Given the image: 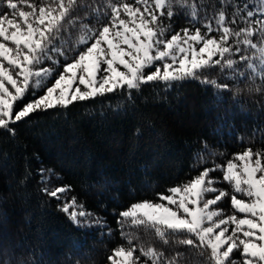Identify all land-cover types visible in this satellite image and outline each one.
Instances as JSON below:
<instances>
[{
    "label": "snow or ice",
    "instance_id": "obj_1",
    "mask_svg": "<svg viewBox=\"0 0 264 264\" xmlns=\"http://www.w3.org/2000/svg\"><path fill=\"white\" fill-rule=\"evenodd\" d=\"M0 4L4 8L0 12V130L10 136L16 135L14 125L38 111L67 109L75 102L108 94H126L131 99L150 84L169 88L197 80L213 88L217 100L224 92H232L234 100L243 91L264 92V0L243 6L227 0L231 16L224 10L225 0H220V10L211 18L207 12L200 15L204 9L197 7L196 0H106L103 7L83 0H0ZM78 8L86 10L83 17L73 16ZM175 9L193 27L169 37L171 24H165L164 18L171 21L181 14ZM70 29L79 36L65 48L63 35ZM55 57L65 61L58 75L55 68L41 66L47 61L60 67ZM212 70L233 83L203 75ZM244 81L251 84L242 89L239 84ZM40 90L43 94L37 96ZM30 93L34 98L23 103ZM199 163H205V158L200 156ZM47 171L50 175L45 177V169H40L42 182L59 179L54 170ZM217 171L231 191L216 186L221 180L211 173ZM71 190L69 185L41 189L58 201ZM167 193L114 213L123 242L112 248L107 264H178L181 252L167 256L131 231L141 227L154 232L164 245L198 250L206 255L207 264H264V149L246 147L225 164L203 167ZM229 197L232 214L225 215L219 204ZM60 207L76 227L107 228L103 235H112L102 217L80 210L83 206L75 196ZM0 264H12V258H0Z\"/></svg>",
    "mask_w": 264,
    "mask_h": 264
},
{
    "label": "trees",
    "instance_id": "obj_2",
    "mask_svg": "<svg viewBox=\"0 0 264 264\" xmlns=\"http://www.w3.org/2000/svg\"><path fill=\"white\" fill-rule=\"evenodd\" d=\"M83 2L103 7L106 0ZM257 2L232 0L241 6ZM196 3L204 9L200 15L207 12L209 18L221 7L220 0ZM224 10L231 16L227 0ZM85 11L78 8L73 16L83 17ZM164 23L171 24L169 37L193 27L182 13L171 21L164 18ZM78 36L76 29H70L63 35V46H73ZM253 39L258 41V37ZM55 58L60 67L47 61L41 66L55 68L58 75L65 61ZM203 75L233 83L218 70ZM247 84L251 81L241 82L239 87ZM213 92L197 80H184L169 88L150 84L134 92L131 99L126 94H108L75 102L67 109L38 111L14 125V137L0 130V258H12V264H107L112 248L123 242L114 213L134 202L156 201L157 193L168 194V188L187 182L203 167L225 164L246 147L264 149V92L243 91L236 100L232 92L222 93L219 100ZM42 94L43 90L36 93ZM33 98L30 93L23 103ZM16 107L19 110L22 103ZM200 156L205 163H199ZM40 169H45V177L50 175L48 169L54 170L59 179L42 182ZM211 175L221 180L217 187L231 191L221 172ZM60 185L72 190L59 201L41 191ZM72 196L83 206L80 210L106 221L112 229L110 237L103 235L107 228H78L71 222L60 205ZM221 205L232 214L230 197ZM131 231L167 256L181 252L178 264H207L206 255L198 250L175 243L164 245L154 232L142 227Z\"/></svg>",
    "mask_w": 264,
    "mask_h": 264
},
{
    "label": "rangeland",
    "instance_id": "obj_3",
    "mask_svg": "<svg viewBox=\"0 0 264 264\" xmlns=\"http://www.w3.org/2000/svg\"><path fill=\"white\" fill-rule=\"evenodd\" d=\"M182 34V33H181ZM151 70H154V69H151ZM54 80H52L51 81V83L53 82ZM50 83V84H51ZM50 86V85H49ZM217 186V185H216ZM224 204V203H223ZM219 207L220 208H222L223 210H224V212H225V215H230L231 214V212L226 208V206L225 205H221V203L219 204Z\"/></svg>",
    "mask_w": 264,
    "mask_h": 264
}]
</instances>
